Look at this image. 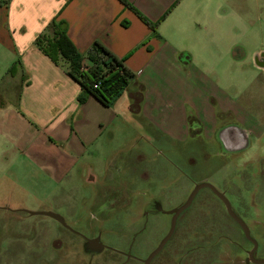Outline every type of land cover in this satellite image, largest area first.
<instances>
[{
	"label": "rangeland",
	"instance_id": "rangeland-1",
	"mask_svg": "<svg viewBox=\"0 0 264 264\" xmlns=\"http://www.w3.org/2000/svg\"><path fill=\"white\" fill-rule=\"evenodd\" d=\"M219 10L233 15L214 17L215 32L203 35L213 53L203 57L202 68L235 103L234 111L219 115L217 129L233 127V120L237 121L252 145L232 157L233 166L217 172L223 162L213 142L217 129L202 132L204 125L197 118L192 123L194 131L201 130L197 133L181 132L178 123L170 130L141 120L139 127L144 124L145 129L132 135L127 131L120 140L115 139L94 173L85 169L84 177L75 181L46 179L42 191L33 193L30 186L28 194L15 190L9 195L12 205L23 200L27 209L53 212L63 222L44 214H5L0 209V264H81L74 261V255L85 251L86 241L94 238L132 256L129 260L106 250L99 257L115 256L108 264H143L169 227L168 216L160 214L152 203L161 201L167 209L179 206L188 198L185 191L192 188L189 180L211 175L218 189L228 187L233 207L258 241L255 256L264 259V70L256 64V53L264 49V5L262 1L244 4L237 0L230 6L222 4ZM232 45H236L234 49H230ZM107 136L112 137L111 131ZM130 137L135 138V146L118 155L117 148L126 147ZM163 138L165 146L161 145ZM225 180L226 187L221 185ZM210 193L203 188L181 214L173 239L152 264H250L245 247L249 249L251 244L239 226L231 220L224 226L210 222L217 221L214 217L221 212L220 218L226 222L223 207ZM145 211L150 215L144 216ZM211 232L214 236L203 237ZM186 237L188 241H182ZM193 247L196 250L181 256Z\"/></svg>",
	"mask_w": 264,
	"mask_h": 264
},
{
	"label": "crops",
	"instance_id": "crops-1",
	"mask_svg": "<svg viewBox=\"0 0 264 264\" xmlns=\"http://www.w3.org/2000/svg\"><path fill=\"white\" fill-rule=\"evenodd\" d=\"M236 1L0 0L2 212L30 214L23 200L8 201L13 191L28 194L31 186L34 193L42 191L46 179L83 178L85 169L93 172L103 161L115 139L145 129L139 127L141 120L170 130L178 123L181 132L197 133L201 130L192 125L197 118L202 132H213L219 115L234 111L235 103L202 68L203 57L213 53L202 37L215 32L214 17L233 15L222 13V4ZM245 1L264 5V0ZM136 11L158 26L145 23ZM54 20L63 23L80 53L86 55L100 42L134 72L112 106L94 96L80 103L82 88L68 74V64L53 62L38 48L37 37ZM257 53L256 64L264 70V49ZM129 140L117 148L118 155L135 146V138Z\"/></svg>",
	"mask_w": 264,
	"mask_h": 264
},
{
	"label": "trees",
	"instance_id": "trees-1",
	"mask_svg": "<svg viewBox=\"0 0 264 264\" xmlns=\"http://www.w3.org/2000/svg\"><path fill=\"white\" fill-rule=\"evenodd\" d=\"M120 1L128 5L127 0ZM136 12L151 27L158 26V22L151 23L139 11ZM36 45L53 62L62 60L68 64V74L82 88L78 96L80 103L94 96L105 106H112L134 78V72L126 66L124 60L100 42H95L86 55L80 53L62 22L54 20L50 23L37 37Z\"/></svg>",
	"mask_w": 264,
	"mask_h": 264
},
{
	"label": "flooded vegetation",
	"instance_id": "flooded-vegetation-1",
	"mask_svg": "<svg viewBox=\"0 0 264 264\" xmlns=\"http://www.w3.org/2000/svg\"><path fill=\"white\" fill-rule=\"evenodd\" d=\"M256 55L257 56H261L259 53H256ZM195 121V122H194ZM192 123H196V119H193L192 120ZM233 123H235L234 124V126L232 127H228V128H224L223 130H222V128L224 127H220L219 129H217L216 130V133H215V139L213 140V142H214V144H216L217 146V149H218V152H219V154L220 155H222V157H223V162L222 163H220V165H218V170H217V172L218 171H221L223 168H225V169H227V168H230L231 166H233V163H234V160H232V157H234L235 155H237L238 153H240L241 151H244V147H246L247 146V148L248 147H250L252 144H251V142H250V140H249V134L244 130V129H242L241 128V126L237 123V121H234L233 120ZM201 130H202V126H201V128H200ZM203 148H204V145H203ZM246 149V148H245ZM208 161H205V163H207ZM213 175H211V176H201L200 178H198V179H191V180H189L188 181V183L187 184H192V188L189 190V192L187 193V191H185L186 192V194L188 195V196H186V197H188L187 199H186V201L184 202V203H182V204H180L179 206H174V207H171V208H163V205L161 204V201H155V202H153L152 203V205L153 206H155V208H156V210L160 213V214H162V215H166V216H168V225H169V227H168V232H167V234L165 235V237L168 235V233H169V231H170V229H171V225H172V221H173V218H174V215L176 214V209L177 208H179V207H181L182 205H184L185 203H187V201L189 200V198H190V196L192 195V193H193V191H194V189L197 187V185H199V184H203V183H209V184H212L213 186H214V188L218 191V192H220V193H222L228 200H229V202H230V204H231V208H232V210L246 223V221L244 220V218L242 217V216H240V214L235 210V208L233 207V205H232V202L230 201V198H229V196H228V193H229V190H228V187L227 188H223V186H222V189H218L216 186H215V184H214V180H212L211 179V177H212ZM188 180V179H187ZM216 181V180H215ZM227 183V180H225V182L224 183H222L221 185H224V184H226ZM225 187H226V185H224ZM186 187H187V185H186ZM193 187H194V189H193ZM203 188H208L209 190H210V194H212L213 196H215L216 197V199L218 200V206L219 207H223V210L225 211V216H223V217H225V220H226V222L225 221H222L221 220V218H220V214H222L223 212H221V213H219L218 215H217V217H214V219L215 218H217L216 220L217 221H210V222H212V223H217V224H219V226L220 225H225V224H228V220H231V221H233V222H235L238 226H239V228H240V230L242 231V233H243V235H244V237H245V239L248 241V242H250V244H251V246H249V249H247V247H245L246 248V250H249V254H248V259H249V261H250V264L251 263H257V262H254L253 260H252V258H251V253L253 252V257H254V259H257L256 258V252H257V250H258V248H259V244H258V241L252 236V234H251V231H250V235H251V237H252V239H249L247 236H246V234H245V232H244V229L242 228V226L240 225V223L238 222V221H236L231 215H230V213L228 212V209H227V207H226V204H225V202L222 200V198L219 196V195H217L214 191H213V189L212 188H210V187H208V186H206V187H203ZM203 188H200L197 192H196V194L194 195V198H193V200H192V202L189 204V206L188 207H186L185 209H183L179 214H178V216H177V218H176V226H175V231H174V233L172 234V236L168 239V240H166L167 242L164 244V246L162 247V249L160 250V252L159 253H157L151 260H150V262H149V264H152L153 263V261H154V259L162 252V250L164 249V247L168 244V242L169 241H171V239H173V237H174V235H175V233H176V230H177V226H178V222H179V218H180V216H181V214L183 213V212H185V210L187 209V208H189L191 205H192V203H193V201H194V199L195 198H197V196H199V194H200V191L203 189ZM193 189V190H192ZM192 190V191H191ZM144 213V212H143ZM200 213V212H199ZM150 215V211H145V215L144 216H149ZM216 215V214H215ZM214 215V216H215ZM222 217V218H223ZM209 219H210V217H209ZM204 223H206L205 221H204ZM165 224V223H164ZM246 225L248 226V224L246 223ZM248 228H249V226H248ZM249 230H250V228H249ZM183 232V234H188V232H184V231H182ZM209 234V235H208ZM211 235H213L214 236V232H211V233H205L204 235H203V237L204 238H206L205 236H211ZM165 237H163V239L160 241V243L165 239ZM188 241V237H186V238H184V239H182V241ZM214 241H220V240H214ZM253 241H256V245H255V243L253 242ZM87 242V248L85 249V251H81V250H79V251H76V253H75V255H74V257H75V259H74V261L75 262H79V263H81V264H86V261L88 262L87 264H89V262H92V264L93 263H95V262H99V263H97V264H108L110 261H111V259H114V255L112 256L109 252V254H107V256L106 257H99L100 256V254H101V256H102V254H104L105 252H107L106 250H108V251H112V252H114V254L116 255V254H121V255H125L126 257L128 256V258H129V260H131V255H128L126 252H122V251H120V250H117V249H113V248H110V247H108V246H106L105 244H103V241H101V238H94L92 241H86ZM160 243L158 244V246L160 245ZM158 246L151 252V253H153L157 248H158ZM210 246H213V245H210ZM245 248L243 247L242 249H244L245 250ZM193 250H196V247H193V248H191V249H186V251L181 255V256H183V257H186V256H188L189 255V253L191 252V251H193ZM81 253V254H80ZM151 253L148 255V257L147 258H145V259H143V261H142V263L143 264H145V262H146V260L149 258V256L151 255ZM102 258V259H101ZM257 260H259V259H257ZM126 261V260H125Z\"/></svg>",
	"mask_w": 264,
	"mask_h": 264
},
{
	"label": "water",
	"instance_id": "water-1",
	"mask_svg": "<svg viewBox=\"0 0 264 264\" xmlns=\"http://www.w3.org/2000/svg\"><path fill=\"white\" fill-rule=\"evenodd\" d=\"M247 148L244 147V149ZM210 187L213 189V191L219 195L222 200L225 202L226 204V207L228 209V212L230 213V215L240 223V225L242 226V228L244 229V232L246 234V236L249 238V239H252L251 235H250V230L248 228V226L246 225V223L232 210L231 208V204L229 202V200L220 192H218L214 186L212 184H209V183H203V184H199L197 185V187L194 189L192 195L190 196L189 200L187 201V203H185L184 205H182L181 207L177 208L176 209V214L174 215V218H173V221H172V225H171V229L168 233V235L165 237V239L160 243V245L158 246V248L153 252L151 253V255L149 256V258L146 260L145 264H149L150 260L157 254L160 252V250L162 249V247L164 246V244L167 242L166 240H168L172 234L174 233L175 231V226H176V218L178 216V214L183 210L185 209L186 207L189 206V204L192 202L193 198H194V195L196 194V192L200 189V188H203V187ZM30 214L34 215V214H44L46 216H50V217H55L56 219H58L59 221L63 222V219H61V217L53 212H34V211H29ZM255 243V245L257 244L256 241H253ZM251 258L254 262H257V263H264V259L263 260H257V259H254L253 257V252L251 253Z\"/></svg>",
	"mask_w": 264,
	"mask_h": 264
}]
</instances>
